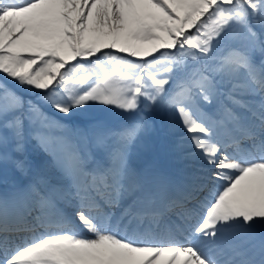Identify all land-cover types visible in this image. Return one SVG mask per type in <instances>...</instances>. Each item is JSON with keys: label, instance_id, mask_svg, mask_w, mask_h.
<instances>
[{"label": "snow or ice", "instance_id": "obj_1", "mask_svg": "<svg viewBox=\"0 0 264 264\" xmlns=\"http://www.w3.org/2000/svg\"><path fill=\"white\" fill-rule=\"evenodd\" d=\"M157 112L179 185L132 164ZM74 120L95 152L63 135L0 195V264H264V0H0V163Z\"/></svg>", "mask_w": 264, "mask_h": 264}, {"label": "rangeland", "instance_id": "obj_2", "mask_svg": "<svg viewBox=\"0 0 264 264\" xmlns=\"http://www.w3.org/2000/svg\"><path fill=\"white\" fill-rule=\"evenodd\" d=\"M160 114L161 112H157L150 117L152 124H153V130L147 137H145L140 143H138V145L134 149L133 156H132V164L138 171H141L142 169L139 170L141 165L146 166L148 164H151L152 162H156L159 168L161 169L162 173L175 174L178 172V170L181 169L180 165H182V162H192L193 161L191 159L186 158V153L192 150L190 147L191 142L188 139H186L187 133H185L183 131V128L179 126L178 121L174 125L171 124V127L173 128L174 133H177V137H173V138L169 137L167 139L164 138L165 141H163V143L161 140L156 141L159 135L157 131L158 126H160L158 125L159 124L158 121L159 119H163L162 115ZM96 115L102 118L108 117V119L105 120V123L108 126H117L120 123H122V121L124 122L123 118L118 114V110L116 109H111L109 111H103V110L98 109L96 111ZM155 117L157 118L158 121L155 119ZM167 121H169V118ZM79 122L81 121H77V120L66 121V123H69L70 125H74L75 129L78 127ZM84 134L85 133H83V135ZM63 135H67L71 137V131L68 133H63V134L60 132H56V131H53L51 133L53 140L57 141L51 145L57 148L56 152L53 154L51 158V162H52L51 169L53 171H54V168H53L54 158L56 157L57 153L61 151V145L58 143V141ZM71 138L73 139V137ZM91 142L92 140H89V138L87 137L85 138L84 136V140H82L81 142L82 143L81 147L84 149H91L92 148ZM139 165L140 167H138ZM12 166L13 165L10 163L7 165L3 164V166H1V163H0V171L2 172L0 178H4L2 181V184L0 185V192L2 193L1 195L5 194L2 191L4 190L7 191L6 184L9 183L8 179L15 178L14 171L10 172ZM17 183H15L14 185L17 186ZM25 183H27L26 178L22 179V184H25ZM14 185H12L13 188H14Z\"/></svg>", "mask_w": 264, "mask_h": 264}, {"label": "bare ground", "instance_id": "obj_3", "mask_svg": "<svg viewBox=\"0 0 264 264\" xmlns=\"http://www.w3.org/2000/svg\"><path fill=\"white\" fill-rule=\"evenodd\" d=\"M201 164V162L199 161H192V162H182V165H180V168H184L183 170H178L177 173L173 174H165V173H161V171L159 170V166L156 165H149L147 167L144 168L143 171H149V172H154V173H159L162 174L164 176H166L170 182L173 185H179L188 175L189 173L196 167H199Z\"/></svg>", "mask_w": 264, "mask_h": 264}]
</instances>
